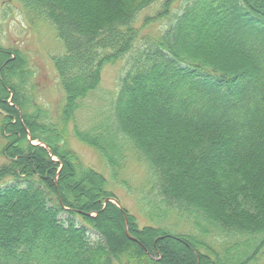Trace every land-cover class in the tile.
<instances>
[{"label": "trees", "instance_id": "1", "mask_svg": "<svg viewBox=\"0 0 264 264\" xmlns=\"http://www.w3.org/2000/svg\"><path fill=\"white\" fill-rule=\"evenodd\" d=\"M10 1L62 46L51 57L62 102L40 103L32 62L0 37V264H260L264 0ZM120 63L109 116L91 119L105 68ZM130 161L155 224L106 202Z\"/></svg>", "mask_w": 264, "mask_h": 264}, {"label": "rangeland", "instance_id": "2", "mask_svg": "<svg viewBox=\"0 0 264 264\" xmlns=\"http://www.w3.org/2000/svg\"><path fill=\"white\" fill-rule=\"evenodd\" d=\"M158 9L159 3L152 9L146 11L141 18L143 19L145 14L153 16ZM156 30L157 28H154L151 31ZM0 37L4 46L20 48L26 53L33 64L35 72L34 82L38 99L40 103L55 113L62 102V91L59 86L58 76L51 62V57L60 53L62 51V46L56 38L52 28L44 23H39L38 27L32 26L30 21L22 16L20 6L17 3L11 2L10 0H0ZM124 65L125 63H120L116 66L105 68L101 90L88 101V105L90 104L92 107L98 105L93 110L91 119L100 114L104 117L106 116L105 118L109 116L114 98L110 95H114L118 90V80L124 73ZM78 124L81 128L82 124L80 117L78 118ZM70 129L72 132V128ZM4 143L3 138L0 136V166L6 162V159L1 154V147ZM71 143L73 149L78 153L84 163L94 168L96 171L107 175V170H109V168L103 160L101 161L95 151L77 142V140L73 138ZM135 163L134 161H130L120 176V180H123L127 184H122L121 181L118 180V182H116L115 180L111 182V189L117 194L121 208L127 209L131 214L135 215L139 225L144 227L155 223L148 218L146 210L143 209L145 207L144 201L138 200L137 202L136 200V198L139 199L142 197L146 191L143 187V185L146 184V178L144 176L143 167ZM95 214H93V216ZM152 217L160 219L155 216L154 213ZM176 221L177 219L175 216L170 218L169 224L171 228ZM126 223H128V220ZM113 224L114 223H110V225ZM180 230H182V228ZM92 236L93 242L97 241L98 237L95 236V234H92ZM122 264L130 263L123 260ZM260 264H264V257L261 259Z\"/></svg>", "mask_w": 264, "mask_h": 264}, {"label": "water", "instance_id": "3", "mask_svg": "<svg viewBox=\"0 0 264 264\" xmlns=\"http://www.w3.org/2000/svg\"><path fill=\"white\" fill-rule=\"evenodd\" d=\"M109 201L114 202L118 207L121 208V204H120V202L118 200H107L106 202H109Z\"/></svg>", "mask_w": 264, "mask_h": 264}]
</instances>
